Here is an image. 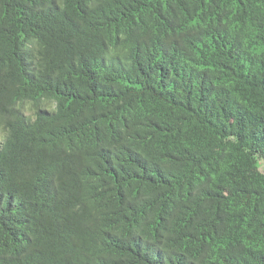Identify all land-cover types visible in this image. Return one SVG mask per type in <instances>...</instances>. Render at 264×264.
<instances>
[{"label": "trees", "instance_id": "1", "mask_svg": "<svg viewBox=\"0 0 264 264\" xmlns=\"http://www.w3.org/2000/svg\"><path fill=\"white\" fill-rule=\"evenodd\" d=\"M0 264H264V0H0Z\"/></svg>", "mask_w": 264, "mask_h": 264}]
</instances>
